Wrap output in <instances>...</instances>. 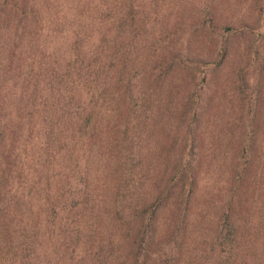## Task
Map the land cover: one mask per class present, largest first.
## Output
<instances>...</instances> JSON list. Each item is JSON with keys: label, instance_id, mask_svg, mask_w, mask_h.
Segmentation results:
<instances>
[{"label": "trees", "instance_id": "1", "mask_svg": "<svg viewBox=\"0 0 264 264\" xmlns=\"http://www.w3.org/2000/svg\"><path fill=\"white\" fill-rule=\"evenodd\" d=\"M83 1L0 0V264H183L185 257L188 259L183 249L196 182L194 149L201 114L204 106L210 105L216 87L214 73L230 55L232 34L251 26L232 19L222 21L221 15L205 9V15L198 17L200 21L191 22L187 28V32H202L208 37L205 56L196 58L190 51L194 40L177 47L173 39L163 42L147 35L137 42L140 27L132 3L109 10V0L95 8L85 7ZM263 27L264 22L254 24V32L261 37L255 39L262 45ZM183 29H175V34ZM175 34L168 31L170 36ZM204 39L199 43L203 45ZM252 49L253 44L249 58L242 57L235 70L241 111L259 106V100L251 103L245 95L250 86L244 72L258 57ZM141 55L145 64L152 62L149 69L127 72L130 62ZM177 70L189 77L181 86L187 94L180 107L173 103L179 89L174 94L166 84ZM254 81L252 90L257 95L260 89L256 78ZM26 114L29 118L24 122ZM32 118L38 120L37 125ZM175 118L179 119L176 135L186 124L183 138L189 153H173L165 146L164 168L155 169L158 181L146 180L155 168L151 161L145 180L132 184L131 175L142 161L135 141L149 126L151 136L141 141L150 142L157 131L168 130L165 119L172 123ZM23 124L26 140L34 141L35 147L31 155L23 152L28 158L25 178L55 165L56 149L68 155L66 183L53 186L50 179L28 181L24 192L18 191L21 183L12 178L21 175L11 172L17 162V134ZM250 132L246 131L249 137ZM244 150L247 153L246 147ZM77 151L85 154L72 158ZM161 153L153 152L154 159ZM114 164L119 177L127 170L130 180L116 184L117 192L102 205V193L88 180V171L94 165L100 172ZM58 174L53 170L48 177ZM237 177H243L242 173ZM109 185L112 187L110 181ZM232 191L234 195V187ZM168 205L172 229L166 239L159 240L158 216ZM111 207L120 213L118 220ZM107 224L119 226L113 261L112 248L117 243L112 238L104 240L108 237L104 230ZM237 225L229 206L221 215V228L212 243L219 241L223 249L226 244L230 254L238 241Z\"/></svg>", "mask_w": 264, "mask_h": 264}, {"label": "rangeland", "instance_id": "2", "mask_svg": "<svg viewBox=\"0 0 264 264\" xmlns=\"http://www.w3.org/2000/svg\"><path fill=\"white\" fill-rule=\"evenodd\" d=\"M102 1L84 0L82 4L88 8H95ZM256 1L109 0L107 6V9L110 10L112 6L114 7L118 4L119 8L122 4L126 6L128 2L133 4L136 20H139L140 27L136 38L137 42H140L144 37L147 38V35H153L156 39L163 42H170L173 39L176 41L173 42V45L176 44L177 47L182 46L187 40H194L190 51L193 52L194 56L197 55L196 58L205 56L209 46V43L205 40H208V37L202 32H187V28H190L191 22L200 21L198 17L205 15V9L209 8L211 14L215 11V15H221L222 21L232 19L236 24L245 22L251 26L249 30L244 32L238 30L232 34L233 47L230 55L226 64L218 72L214 73L217 79H214L216 87L212 90L210 105L204 106L201 114L198 140L194 149L196 151V182L191 196L188 214L189 225L186 228V240L184 241L183 249L188 259L185 257L183 264H264V45L261 44L262 41H259L260 39H255L256 37H261L254 32V24L260 25L264 22V0H260L258 4H256ZM68 3L67 1L66 4ZM109 19L112 21L113 17L109 16ZM183 28H186V30L184 31ZM175 29L183 30L179 34H175ZM168 31L175 35H168ZM141 32L143 34L142 37ZM202 38H205L203 45L199 43ZM163 44L160 43L159 46ZM252 44L255 48L252 49V54L257 52L258 57L254 59L255 63L251 64V67L244 72L245 77L249 78L248 86H250L246 90L245 95L251 103L259 100V106L256 109L251 107L241 111L239 109L241 96L237 92L238 81L235 80V70L240 64L242 57L249 58L248 51ZM157 46L154 47L155 51ZM137 54H140V52ZM141 57L142 55L130 62L127 72L134 74L136 71H141L144 73L149 69V64L152 62L145 64ZM254 78H256L257 87L260 89L257 95L252 90L255 82ZM186 80L189 81V77L182 70L173 71L166 79L169 91L175 94L176 90L179 89V93L174 96L173 100L175 106L178 105L180 107L181 103L185 101L187 93L181 86ZM134 82H136V79H133L132 84ZM137 86L133 85L134 88H137ZM21 114H25V112H20L19 115ZM14 116L17 117L15 113ZM28 118V114L22 117L25 120L24 122L28 121ZM168 121V119L164 120V125L169 127L168 130L157 131L150 142L141 141V139L151 136H149V126L148 129L143 130L141 137L138 138V141L142 143L135 141V144L140 147V155L142 157H139V159L142 161L137 162L138 166L137 168L135 167V172L133 171L134 176L131 175L133 180L129 179L127 170L125 173H120L119 177L115 164L112 166L108 165L111 168H108V166L105 169L102 168L103 170L101 169L100 172H98L95 165L90 167L91 169L88 171L90 179L88 178V180H91L92 185L98 186L99 192L102 193V205L105 204L104 200L107 202L108 198H110V194L117 192L116 184H119V182L123 185L125 180L132 181V184L145 180L147 176L146 170L151 161L155 162V168L146 180L147 182L157 180L155 177L157 168L163 169L165 165L163 160L165 146L167 151L172 150L173 153H177L180 150H185V154L189 153L190 148L186 147L185 139L183 138L186 124L184 123L181 128L179 127L180 133L176 135L178 130L176 125L179 119H173L172 123ZM32 122L36 125L38 124L37 119H33ZM133 124L135 125L136 121ZM244 128L245 131L243 132ZM34 130L35 133L37 130ZM246 131H251L250 137L246 134ZM167 132L169 133L168 135H166ZM27 136V129L23 124L17 134L15 143V146H17V162L11 172V174L18 173L21 175V177L12 178V180L21 183L18 191L20 189V192H24L28 181L38 180L39 183H42L44 180L50 179L49 181L53 186L66 183L69 179L67 168H69L70 162H68V155L64 153V150L57 151L56 149H53L56 152L55 165L50 166L48 171H38L29 178H25L28 171V158L23 152L31 155L35 149L34 141L26 140ZM33 136L34 134L30 135L32 139ZM246 142L247 145L245 146ZM244 147L247 148V153ZM161 150L160 158L154 159L153 152L156 154ZM79 154L83 156L85 153L77 151L72 158ZM156 156L158 157V155ZM136 160L137 157L134 158L133 162L135 163ZM123 162L125 164L123 167H126L127 163ZM114 168H116V171L112 170ZM53 170L56 173L59 171V174L54 178H49L48 174L52 175ZM239 172L242 173L243 177L238 179L237 174ZM40 176H42L41 180L38 179ZM239 180H242V183ZM71 181L74 182L70 179ZM109 181L112 187H110ZM239 183L240 185L236 187ZM233 187L235 188L234 195ZM126 188L125 186L121 193H124ZM149 188L147 183L146 191ZM88 190L90 188L87 189V192ZM229 206L237 217L238 224V241L230 254L227 251L228 247L226 244L225 246L223 245V249V247L218 246L220 244L219 241L212 243L213 237L216 236V232L221 228L219 226L221 215L224 211H227ZM111 210H113V207H111ZM171 211L168 205L162 209L158 216L157 235L159 240L166 239L172 229L171 220L169 219ZM112 213L118 220L120 213L114 210ZM104 230L108 231V237L104 240L107 241L108 238H112L114 243H117L112 248L113 255L110 260L113 261L115 249L119 245V226L116 228L114 225L107 224ZM95 248H97L96 245H94Z\"/></svg>", "mask_w": 264, "mask_h": 264}]
</instances>
